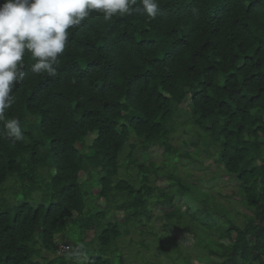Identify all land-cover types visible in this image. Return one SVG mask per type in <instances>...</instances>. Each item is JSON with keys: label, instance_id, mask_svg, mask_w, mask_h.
Listing matches in <instances>:
<instances>
[{"label": "trees", "instance_id": "1", "mask_svg": "<svg viewBox=\"0 0 264 264\" xmlns=\"http://www.w3.org/2000/svg\"><path fill=\"white\" fill-rule=\"evenodd\" d=\"M159 3L155 19L141 0L130 16L105 21L93 12L69 30L55 77L25 68L0 119L3 128L17 117L24 132L15 143L0 138V264H73L69 248L81 244L83 264H115L134 232L138 247L168 246L176 250L169 262L192 264L171 237L185 235L174 230L185 216L201 224L204 238L186 235L194 252L203 248L199 264H264V0ZM179 127L203 150L193 141L182 143L193 153L174 148ZM151 147L164 151L160 166L134 159ZM210 148L251 214L241 215V226L238 214L176 169L179 159L194 168L202 153L213 157ZM157 208L166 221L160 234L148 226ZM118 259L124 264L123 254Z\"/></svg>", "mask_w": 264, "mask_h": 264}, {"label": "clouds", "instance_id": "2", "mask_svg": "<svg viewBox=\"0 0 264 264\" xmlns=\"http://www.w3.org/2000/svg\"><path fill=\"white\" fill-rule=\"evenodd\" d=\"M137 0H3L0 3V119L16 102L13 89L25 76V68L34 74L57 75L58 60L69 43V30L81 26L93 12L105 21L115 16H130ZM150 19L160 12L159 0H141ZM34 61L25 64V56ZM17 117L7 119L0 138L13 143L23 139ZM73 264H83L87 251L83 244L70 251Z\"/></svg>", "mask_w": 264, "mask_h": 264}, {"label": "rangeland", "instance_id": "3", "mask_svg": "<svg viewBox=\"0 0 264 264\" xmlns=\"http://www.w3.org/2000/svg\"><path fill=\"white\" fill-rule=\"evenodd\" d=\"M181 108L188 112V101L184 102V104L181 106ZM90 138L89 140H91ZM195 142L199 145V148L203 150V142L198 137H193L192 134L184 132L182 127H179V129L174 134L173 138L171 139V145L179 150H182L183 148L187 149L188 152L193 153L194 149L190 145H182V143L185 142ZM184 146V147H183ZM211 149V153H213V157H209L205 154H201L197 161H194V165L196 167L194 168H188L187 164H189L188 160L179 159L178 163L176 164V169L180 173V178L183 181H187L190 184H193L194 186H198L202 189V192L207 194L208 196H214L216 198V203L222 204L225 206L227 211L229 213H236L240 217H237L236 223L241 226L244 222L243 215H251L246 210H244L243 207L239 205L240 198L235 194L238 190L237 183L232 180L230 177L226 176L224 173H222V167L219 165H216L214 160L217 157V152L213 148ZM163 149H160L158 147H151V149L146 154V159L142 156L141 149H138L134 153V159L138 160L143 163V165L148 166L150 163H154L157 166H160L164 162V155H163ZM257 165H259V162H257ZM80 180L82 182L85 181V176L83 174H80ZM213 176H217L214 182H211V178ZM158 180V179H157ZM166 181L165 179L160 180L157 183V186L161 188H165ZM97 194V191L95 190L93 192V195L95 196ZM173 205L179 207H184L180 201L175 200L173 202ZM186 206V204H185ZM99 207L104 208V202H99ZM187 207V206H186ZM185 208V207H184ZM204 208V206H203ZM169 211V209H168ZM186 209L183 210L185 212ZM242 215V216H241ZM185 217H182L180 219H184L183 224L184 227L182 228H175L174 230L180 231L185 235H181L179 233H172L171 237L175 241V243H178V246L186 250L187 254L190 255L191 263L192 264H199L197 262L198 255L201 256L200 253L203 252V248H198L194 252V242L192 241L191 237H187L186 235H195L192 234L193 232L199 233L198 235H201L202 238H204L203 233L199 229L201 224L197 223H189L190 220ZM216 217V215H215ZM116 218L119 220H122L123 215L117 214ZM152 218L150 222H148L149 228L153 229L156 233L160 234L162 231L161 228L165 225V219H163V211L159 208L155 209L152 212ZM189 227V228H188ZM146 228V227H145ZM147 229V228H146ZM138 230H144L143 226H139L136 231ZM191 234H189V233ZM205 234H209V232H206ZM93 233L89 234V238H92ZM133 240L134 243L129 244L128 241ZM150 239V237L148 238ZM140 241L139 235H137L135 232L131 233L130 236L126 237V240L121 241V247H122V254L124 258V264H172V260L168 258L169 256H174L176 254V250L172 248H168V246H165V248L161 249H154V250H146L144 247H138L136 243ZM221 244L229 245L228 241H222ZM186 244V245H184ZM130 245V247H129ZM188 245V246H187ZM187 246V247H186ZM193 246V247H192ZM135 252H133V249ZM168 254H167V251ZM71 249L69 248L68 253H70ZM182 253V252H181ZM122 254H118L117 258L113 259L115 264H119L118 257H122ZM46 257H48L47 254H45ZM182 256H186L184 252L182 253ZM50 260H53V257L49 256ZM171 262H169L168 260ZM39 264H43L42 261H38ZM176 264H182V261H179Z\"/></svg>", "mask_w": 264, "mask_h": 264}, {"label": "built area", "instance_id": "4", "mask_svg": "<svg viewBox=\"0 0 264 264\" xmlns=\"http://www.w3.org/2000/svg\"><path fill=\"white\" fill-rule=\"evenodd\" d=\"M66 248L65 247H60L59 248V254H64L66 252Z\"/></svg>", "mask_w": 264, "mask_h": 264}]
</instances>
